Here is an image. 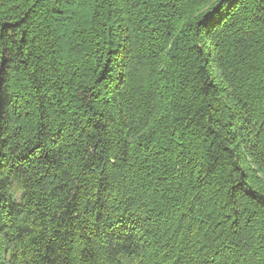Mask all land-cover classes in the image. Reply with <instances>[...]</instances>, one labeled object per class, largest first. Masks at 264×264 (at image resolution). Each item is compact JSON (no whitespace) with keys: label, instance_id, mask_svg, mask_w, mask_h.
I'll list each match as a JSON object with an SVG mask.
<instances>
[{"label":"trees","instance_id":"1","mask_svg":"<svg viewBox=\"0 0 264 264\" xmlns=\"http://www.w3.org/2000/svg\"><path fill=\"white\" fill-rule=\"evenodd\" d=\"M262 7L0 0V264H264Z\"/></svg>","mask_w":264,"mask_h":264},{"label":"snow or ice","instance_id":"2","mask_svg":"<svg viewBox=\"0 0 264 264\" xmlns=\"http://www.w3.org/2000/svg\"><path fill=\"white\" fill-rule=\"evenodd\" d=\"M259 2L264 4V0H259ZM261 12L264 13V7L261 8ZM241 195H243V193H241ZM248 195H252V193H248ZM261 195H264V193H262ZM0 211H3V209H0ZM2 233H3V229L0 228V237H2Z\"/></svg>","mask_w":264,"mask_h":264}]
</instances>
